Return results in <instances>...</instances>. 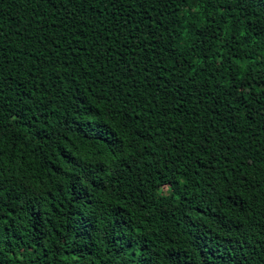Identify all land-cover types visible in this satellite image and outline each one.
<instances>
[{
    "label": "trees",
    "instance_id": "1",
    "mask_svg": "<svg viewBox=\"0 0 264 264\" xmlns=\"http://www.w3.org/2000/svg\"><path fill=\"white\" fill-rule=\"evenodd\" d=\"M0 264H264V0H0Z\"/></svg>",
    "mask_w": 264,
    "mask_h": 264
}]
</instances>
